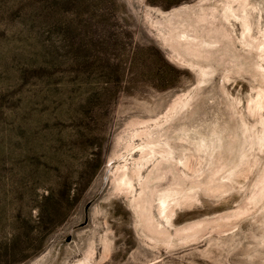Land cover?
Masks as SVG:
<instances>
[{
	"label": "rangeland",
	"instance_id": "1",
	"mask_svg": "<svg viewBox=\"0 0 264 264\" xmlns=\"http://www.w3.org/2000/svg\"><path fill=\"white\" fill-rule=\"evenodd\" d=\"M0 264H264V0H0Z\"/></svg>",
	"mask_w": 264,
	"mask_h": 264
},
{
	"label": "water",
	"instance_id": "2",
	"mask_svg": "<svg viewBox=\"0 0 264 264\" xmlns=\"http://www.w3.org/2000/svg\"><path fill=\"white\" fill-rule=\"evenodd\" d=\"M87 208H88V205H87L86 208H85V212L87 211ZM86 220H87V217L85 216L84 223H83L81 226H83V225L86 223ZM67 241H69V238L67 239Z\"/></svg>",
	"mask_w": 264,
	"mask_h": 264
},
{
	"label": "bare ground",
	"instance_id": "3",
	"mask_svg": "<svg viewBox=\"0 0 264 264\" xmlns=\"http://www.w3.org/2000/svg\"><path fill=\"white\" fill-rule=\"evenodd\" d=\"M184 166H187L185 163H184ZM186 168V167H185Z\"/></svg>",
	"mask_w": 264,
	"mask_h": 264
}]
</instances>
